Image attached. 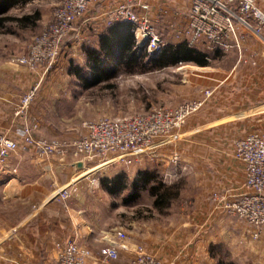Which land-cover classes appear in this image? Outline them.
I'll return each mask as SVG.
<instances>
[{
	"label": "crops",
	"instance_id": "obj_1",
	"mask_svg": "<svg viewBox=\"0 0 264 264\" xmlns=\"http://www.w3.org/2000/svg\"><path fill=\"white\" fill-rule=\"evenodd\" d=\"M33 1L9 4L10 0H0V17H20L38 11L40 15L36 26L41 20L38 9L21 15L8 14L11 11L22 13L27 7H32ZM121 1L101 0L99 12L115 7ZM144 3L152 7L160 4L175 8L173 19L177 20L180 16L184 17L189 0H161L157 4L144 0ZM129 34V28L118 23L103 27L90 42L91 46L84 49L85 65L88 64L87 51L93 50L108 68L98 69L100 78L112 74L114 67L115 70L121 67L116 66L115 62L124 60V54L116 42L119 37L128 39ZM101 46L107 50L106 58L100 52ZM251 47L260 49L254 42ZM206 53L210 62L221 57L217 55L213 58L214 54L219 53ZM220 54L231 56L230 67L197 66L203 73L202 87L215 90L198 116L188 119L184 125L187 128L183 134L188 141L185 150L187 163L179 167L163 166L155 172L168 181L169 186L174 184H171L172 181L180 173L190 174L196 179L191 194L193 197L187 201L195 211L181 213L177 219L171 218L167 223L155 221L152 224H137L138 230L135 234L128 231V242L119 248V264H126L134 256L137 246L167 264H264V230L254 239L251 227L213 208L215 202L211 199L215 194L231 199L242 189L244 172L240 163L233 158V146L235 141L248 133L264 132V65L262 58L258 57L256 67L239 65L233 68L236 53ZM81 70L89 84L86 86L83 83V87H89L92 81L88 78L93 76L92 71L84 67ZM14 74L9 69L0 70V135L7 134L21 145V122L13 118L12 108L33 78L21 73V80L16 82ZM193 88L190 89V97L194 95ZM39 92L53 93V90L49 86H42ZM42 99L45 100L46 96H38L36 104ZM30 107L26 118L37 120ZM81 164L78 159L42 158L31 148H19L11 153L8 167L0 174V264H53L57 255L56 244L66 239H75L93 252L104 245L91 239L97 234L83 225V220L74 214L69 203L71 199L62 201L53 197L55 190L64 187L82 169ZM83 183L77 185L78 197ZM177 186V198L169 200L165 210L180 198L181 186ZM147 189L141 193L148 192ZM199 206L204 211H199ZM155 215L167 216L163 210L156 211ZM178 221L183 223L178 224ZM107 242L111 243L110 240Z\"/></svg>",
	"mask_w": 264,
	"mask_h": 264
},
{
	"label": "rangeland",
	"instance_id": "obj_2",
	"mask_svg": "<svg viewBox=\"0 0 264 264\" xmlns=\"http://www.w3.org/2000/svg\"><path fill=\"white\" fill-rule=\"evenodd\" d=\"M62 2L63 0H34L32 7H27L22 13L16 11L8 13L21 15L38 9L41 13V20L33 28L19 29L15 25L8 24L0 28V70L14 71L17 75L14 74L16 82L21 80V73L24 76L28 74V77L32 75L33 78L12 108L13 118H17V121L21 122V136L25 134V131L30 130L36 133L34 135L39 134L38 137L71 142L84 133L86 124L96 122L100 118L123 119L144 115L157 109L174 110L180 104L196 99L198 92L204 89L203 83H201L203 73L197 66L179 63L175 66L156 68L151 63L149 64L150 57L142 53L144 46L141 49L134 46V51L138 55H145L142 59L144 65L136 63L127 67L128 69L119 67L116 70L114 67V72L107 75L106 78L89 87H83L82 80L72 72L74 67L88 68L83 57L84 49L91 46L94 37L103 27H109L107 21L103 19L106 10L99 12L101 0L87 10L85 17L76 21L71 28L72 32L63 37L58 59L49 69H46V65L20 64L18 62L20 59L28 58V53L36 39L51 27L53 13ZM150 2L157 4L156 2H161V0H150ZM146 5L148 6L146 13L148 12V16L151 17L149 23L157 34L160 45H164L166 48L169 44L181 43L182 39L178 33L185 25L186 12L184 17L181 18L179 14L180 17L174 20L175 8L160 4L154 5V7ZM170 13L171 15H169ZM86 18L88 23L81 25L80 23ZM117 23L120 22L114 24ZM134 32L131 33L135 41L138 32ZM248 41L250 40L248 39ZM203 47L204 44L200 43L192 48L207 52ZM217 55L221 57L211 60V67H230L232 65V61L229 59L231 56ZM83 72L81 74L85 76ZM24 82L26 83L25 80ZM35 86L37 87L36 96L29 107L37 120L26 118L27 112L21 116L16 115L15 106L18 105L26 91ZM42 86L51 87L53 93L39 92ZM191 88L195 89L193 97H190ZM38 96H46V99H42L36 104L35 100ZM201 110L202 108L188 119L196 118ZM186 121L178 129L156 138L148 153L133 157L129 164L119 161L104 168L101 174L91 175L88 180L83 179L82 182L85 183L80 191L81 195L78 197L79 192L76 191L77 193L70 198L69 203L74 214L83 220L82 224L95 231L97 235L91 239H96L97 244L104 243L102 247L108 245L107 241L111 240L115 230H123L126 234L128 231L135 234L139 223L152 224L155 221L159 224L167 223L171 218L177 219L181 213L195 211V208H191L192 205H188L187 202L193 197L191 194L197 182L190 174L180 173L176 175L175 180L173 179L171 184L181 186V196L168 210L163 209V214L167 216L156 217L149 192L143 194L139 191L135 198L130 199L134 194L131 185L136 180L138 173L146 171L155 174L163 166V168H170L174 165L179 167V165L184 166L187 163L185 150L188 141L183 137L187 129L184 128ZM53 131L54 133H52ZM7 136V134L0 135V137ZM69 158L80 160L72 155L63 159L68 160ZM81 165L82 169L76 174L83 171L85 166L88 165L91 168L97 163H82ZM155 176L157 183L161 182L165 186L170 185L168 181L159 177V174H155ZM117 177L123 178L127 189L111 193L108 189L111 186L110 182ZM92 179L96 180L90 184ZM106 183L108 187H105ZM150 185L153 186L154 183L151 182ZM218 197L220 196L215 194L211 199ZM213 208L222 210L216 204H213ZM198 210L204 211L202 206H199ZM177 223H183V221Z\"/></svg>",
	"mask_w": 264,
	"mask_h": 264
},
{
	"label": "built area",
	"instance_id": "obj_3",
	"mask_svg": "<svg viewBox=\"0 0 264 264\" xmlns=\"http://www.w3.org/2000/svg\"><path fill=\"white\" fill-rule=\"evenodd\" d=\"M100 0H63L53 13V24L36 39L28 58L18 62L23 65H46L49 69L58 59L63 37L72 32L76 21L85 17L87 10ZM148 6L144 0H122L114 8L106 10L104 20L111 26L115 22L125 23L138 32L135 46L150 58L161 53L164 45L150 25ZM86 18L80 24L86 25ZM134 32V33H135ZM178 36L189 47L204 44L210 53L234 51L239 65L257 66L258 57L264 65V0H189L185 25ZM248 39L250 41H248ZM260 49L254 50L251 43ZM249 50V53L247 51ZM215 88H204L198 97L180 104L174 110H152L144 115L123 119L100 118L85 125L82 135L71 142L49 140L27 130L20 145L14 139L0 137V174L7 168L11 153L31 148L42 158L55 156L63 159L68 155L80 158L82 163L97 165L83 168L64 186L55 190L53 197L69 200L75 195L77 185L83 179L94 176L110 166L149 152L154 140L178 129L189 117L197 113L211 98ZM37 87L29 88L21 97L16 115L25 114L35 99ZM233 158L240 163L244 181L240 193L231 198H213L216 206L225 214L253 229V238L264 230V132H251L234 142ZM99 163V164H98ZM97 179V178H96ZM96 179H92V184ZM123 230H115L111 243L93 252L75 239H66L56 244L57 255L53 264H119V248L128 242ZM126 264H167L137 246L134 256ZM173 264V263H169Z\"/></svg>",
	"mask_w": 264,
	"mask_h": 264
},
{
	"label": "trees",
	"instance_id": "obj_4",
	"mask_svg": "<svg viewBox=\"0 0 264 264\" xmlns=\"http://www.w3.org/2000/svg\"><path fill=\"white\" fill-rule=\"evenodd\" d=\"M24 3V0H10L9 4H16L17 2ZM39 12L35 11L32 14L29 15H22L20 17H14V16H1L0 17V28H2L4 25H15L19 29H27V28H33L35 26L36 21L39 18ZM120 24V23H118ZM121 26H127L129 28V36L128 39H121L119 37V40H117L116 44L119 45L120 52H123L124 54V60L116 61V66L124 67L125 69H128L131 65L136 63H142L141 55H138L134 51V38L133 34L131 33L130 26L121 23ZM104 46H101V54L104 58L107 57V50L106 48L103 49ZM145 56V55H144ZM217 54H214L213 58H215ZM87 57H88V64L87 67L90 71H92L93 76H90L92 81V84L97 83L99 80L104 79L100 78L98 74V69H108L105 65V62L103 63L99 58L98 54L93 50L87 51ZM209 56L206 52H202L199 50H196L192 47H189L187 43L181 42L177 44H169L166 48H164L161 53L157 54L154 57L149 58L148 62L151 63L152 66L156 68H163L166 66H175L179 63L184 64H193L198 67H206L210 65V61H208ZM142 65H144L142 63ZM128 67V68H127ZM81 68L74 67L72 74L77 76L79 79L82 80V82L88 86L87 78L84 75H81ZM123 178L117 177L116 179L112 180L110 188L111 193H116L118 190H126L127 185L123 182ZM153 182L154 185H150V183ZM156 183V184H155ZM104 185V184H103ZM108 187V184L106 183V186ZM132 190L134 194L130 197V199L135 198L137 193L140 191H143L144 189L148 188V192L150 193L151 197H153L152 202V209L154 211L161 212L163 209H166L169 205V200H173L177 198L178 195V186L177 185H171V186H165L161 182H156V176L155 174L151 172H141L137 174L136 180L131 185ZM128 200V199H127Z\"/></svg>",
	"mask_w": 264,
	"mask_h": 264
}]
</instances>
